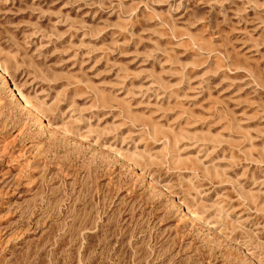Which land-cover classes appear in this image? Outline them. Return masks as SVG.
Wrapping results in <instances>:
<instances>
[{
  "label": "rangeland",
  "instance_id": "1",
  "mask_svg": "<svg viewBox=\"0 0 264 264\" xmlns=\"http://www.w3.org/2000/svg\"><path fill=\"white\" fill-rule=\"evenodd\" d=\"M0 264H264V0H0Z\"/></svg>",
  "mask_w": 264,
  "mask_h": 264
}]
</instances>
